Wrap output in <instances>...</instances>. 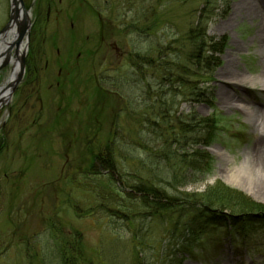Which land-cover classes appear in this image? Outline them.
I'll return each mask as SVG.
<instances>
[{"label":"rangeland","instance_id":"374dc122","mask_svg":"<svg viewBox=\"0 0 264 264\" xmlns=\"http://www.w3.org/2000/svg\"><path fill=\"white\" fill-rule=\"evenodd\" d=\"M32 1L23 0L29 23ZM47 3L55 5L57 14L53 10L50 23L32 36V63L10 103L0 108V230L12 244L2 264H56L45 251L55 233L53 224L63 236L79 234L78 264H264V223L249 225L245 232L217 224L189 240L181 230L184 219L145 218L135 214L137 207L122 210L114 188H108L115 181L101 168V160L112 158L119 191V145L121 160L127 156V162L137 164L141 144L129 138L141 127L143 99L151 96L154 103L159 95L153 77L135 83L133 55L154 57L156 51L148 52L152 47L179 45L188 25L204 16L209 19L207 36L222 42L221 53L214 55L218 63L197 80L202 102L177 95L171 105L167 95L169 125L162 129L174 126L177 116L192 124L186 153L205 150L211 166L203 180L174 191L166 182L158 184L173 195L201 194L221 183L264 206V176L239 174L233 184L225 180L262 134L257 126L264 128V92L258 85L237 84L235 76L227 82L220 77L225 69L244 77L259 74L264 0H37L41 23ZM243 4L250 13L236 15ZM9 7V0H0V30ZM136 10L139 15L149 10L148 17L153 13L157 27L150 35L126 30ZM171 57L169 53V62ZM9 72L1 71L0 86ZM147 83L151 89L145 94ZM240 100L249 105L251 118L235 108ZM208 133L211 139L202 147L201 138ZM159 146L153 135L145 147ZM130 149H135L133 161L128 160ZM160 169L151 167L165 175Z\"/></svg>","mask_w":264,"mask_h":264},{"label":"trees","instance_id":"16d2710c","mask_svg":"<svg viewBox=\"0 0 264 264\" xmlns=\"http://www.w3.org/2000/svg\"><path fill=\"white\" fill-rule=\"evenodd\" d=\"M152 14L148 17V10L146 14L139 15L136 10L135 18L126 25V30L138 35H150V32L157 27ZM150 20L151 23L148 24ZM208 21L209 19L202 16L190 23L181 38V43L179 45L172 44L171 49L169 44L154 50L152 47L148 52L156 51L154 57L146 54L147 52L133 55V60H136L131 66V71L132 77L136 79L135 83L138 80L142 83L143 79L153 77L159 94L156 95L158 97L154 103L151 102V96L147 95V98L143 99L144 106H146V112L142 115L140 124L143 128L136 127L133 136L129 138L131 143L141 144L140 151H138L141 155L135 165L127 162L125 159L127 156L122 161L124 151L119 145V191L113 172L112 158L107 156L101 160V168L109 173L107 176H110L113 182L115 181L108 188H114V194L119 196V207L122 210L126 209L124 207H137L135 214L145 218L160 219L176 216L180 220L184 219L181 230L189 240L197 239L210 226L214 227L217 224H227L232 231L245 232L246 229H249V225L255 226L264 223V206L248 201L241 193L232 191L221 183H215L201 194L178 191L173 195L167 193L162 185L158 184L161 181L166 182L174 191L178 187L203 180L209 173L212 158L205 150L186 153L189 142H191L192 124L185 123L181 116H177L174 126H169L166 131L162 129L163 126L169 125L167 117L170 115L171 109L169 110L167 105L168 94L171 96V105L173 98L177 95H181L184 101H203L202 93L197 87V80L217 65L218 57L215 58L214 55H219L222 47L221 40H213L207 36ZM121 26V29L126 27L125 25ZM179 51L188 52L185 55L182 53L180 55ZM169 53L172 56L171 62L168 61ZM147 69L151 70L149 73L154 74L147 73L145 71ZM170 85L171 88H169ZM150 89L151 85L147 83L145 94L149 93ZM147 111L150 113L147 114ZM124 132L128 131L124 130ZM122 135L124 136V134ZM153 135L160 141L161 146L157 149H148L145 146L148 145L149 138ZM210 139L209 133L205 139L201 138L202 147L206 146ZM1 142L0 139V148L2 147ZM134 150L130 149L132 156L128 160L135 159L132 154ZM152 150L157 151L153 154ZM177 152H181L182 155L177 156ZM162 163L165 175L162 173L158 176L159 174L155 172L156 169L151 170V167L160 169ZM167 167L169 171H167ZM91 174L97 175L96 172H91ZM127 176L128 179H126ZM163 176L169 177H165V180ZM114 211L117 212L116 210L111 212L114 213ZM51 228L55 229V233L49 238L51 244L46 246L47 255L52 253V260L54 259L56 264H78L81 257L79 234L74 232L63 236L59 225L53 224ZM6 237V233L0 230V264L6 259L7 251L12 246ZM67 237L68 240L63 239Z\"/></svg>","mask_w":264,"mask_h":264},{"label":"water","instance_id":"95a60500","mask_svg":"<svg viewBox=\"0 0 264 264\" xmlns=\"http://www.w3.org/2000/svg\"><path fill=\"white\" fill-rule=\"evenodd\" d=\"M28 31V14L22 0H10L9 20L0 31V70L8 65L13 69L10 78L0 86V104L4 102L7 105L10 102L23 78L26 53L24 39H27Z\"/></svg>","mask_w":264,"mask_h":264},{"label":"bare ground","instance_id":"6f19581e","mask_svg":"<svg viewBox=\"0 0 264 264\" xmlns=\"http://www.w3.org/2000/svg\"><path fill=\"white\" fill-rule=\"evenodd\" d=\"M234 13H236V15H239L240 13L246 15L250 13V8L248 7V5H245V4H243L241 7L239 5L237 6ZM258 36H259V43H260L259 53H260V56H262L263 58V65L261 67L259 74L254 77H244L242 76V74L239 75L236 73L234 75L233 71L225 69L222 71L220 75L222 81L224 80V82H227L226 80L229 77L235 76L233 80H236L237 84L243 85L244 83H246V84L253 85V86L258 85L261 88V90L264 92V26L263 25L258 31ZM228 63L230 65L232 64L231 61ZM11 72L12 70L9 73V78L11 76ZM5 82L3 84H5ZM0 105L1 107L6 106L4 105V102L1 103ZM235 108H240L243 112L247 114L248 117L250 118L252 117L251 109L246 102L240 100V103L239 104L237 103ZM257 127H259L258 129L261 130L262 134L255 140L253 146L251 147L250 155L245 156L244 160L240 163V166L238 168H235V171L231 170L227 173V178L225 179L226 182L233 184L235 180L238 178L239 174H243L247 178H253L254 176H258V177L264 176L262 172V169L264 168V159H263L264 158L263 157L264 155V128L260 127V125ZM260 159H262V161H259Z\"/></svg>","mask_w":264,"mask_h":264},{"label":"flooded vegetation","instance_id":"af4514ba","mask_svg":"<svg viewBox=\"0 0 264 264\" xmlns=\"http://www.w3.org/2000/svg\"><path fill=\"white\" fill-rule=\"evenodd\" d=\"M23 1V0H22ZM36 1L37 0H33L31 5L28 7V10L30 11L31 13V19H30V27H29V31H28V35H27V39H24V44L26 42V53H25V59H24V62H25V68H24V74H23V78H25V74H26V71L28 69V67L30 66V63H32V47L31 45L33 44V38H34V35L37 33V30H44L43 28V25L45 23L49 24L50 23V20H51V15H52V12L53 10L56 12L57 14V11L55 10V5L54 7L52 6L51 3H47L46 4V14H45V18H44V23H41L40 22V17L38 16V11H37V6H36ZM58 3H61V0H58ZM23 5H24V8L26 9V6L23 2ZM41 33V32H40ZM38 34V33H37ZM33 36V38H32ZM33 46V45H32ZM39 51V50H38ZM13 55V53H11ZM115 54L119 57V51H115ZM14 57V56H13ZM46 65V64H45ZM6 68H10V71L12 70V66L11 65H8ZM5 69V68H4ZM2 71V70H1ZM0 71V73H1ZM10 73V72H9ZM9 73H8V76L7 78H9ZM7 80V79H6ZM21 84H19V86L16 88L15 92L17 91V89L20 87ZM14 92V93H15ZM14 95V94H13ZM11 101V100H10ZM10 103V102H9ZM8 103V104H9Z\"/></svg>","mask_w":264,"mask_h":264}]
</instances>
